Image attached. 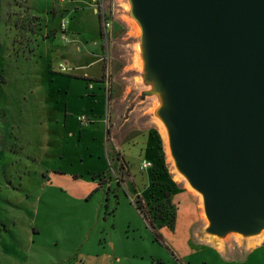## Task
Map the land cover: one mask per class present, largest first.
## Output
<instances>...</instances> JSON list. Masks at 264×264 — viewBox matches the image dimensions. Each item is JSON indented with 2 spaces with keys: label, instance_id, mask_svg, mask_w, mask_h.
Wrapping results in <instances>:
<instances>
[{
  "label": "rangeland",
  "instance_id": "374dc122",
  "mask_svg": "<svg viewBox=\"0 0 264 264\" xmlns=\"http://www.w3.org/2000/svg\"><path fill=\"white\" fill-rule=\"evenodd\" d=\"M145 38L131 0H0V264H238L264 247L213 233L178 174L159 126L173 108L136 67Z\"/></svg>",
  "mask_w": 264,
  "mask_h": 264
},
{
  "label": "water",
  "instance_id": "95a60500",
  "mask_svg": "<svg viewBox=\"0 0 264 264\" xmlns=\"http://www.w3.org/2000/svg\"><path fill=\"white\" fill-rule=\"evenodd\" d=\"M178 165L211 231L264 227V0H134Z\"/></svg>",
  "mask_w": 264,
  "mask_h": 264
},
{
  "label": "bare ground",
  "instance_id": "6f19581e",
  "mask_svg": "<svg viewBox=\"0 0 264 264\" xmlns=\"http://www.w3.org/2000/svg\"><path fill=\"white\" fill-rule=\"evenodd\" d=\"M131 5H132V7L133 8H135L136 7V2L134 1V0H131ZM137 33H138V31H137ZM147 42H148V39H147V37L144 39V45H145V43H146V48H147ZM139 50H140V52H141V57L138 55L137 56V58H136V66L138 67L139 66V68H140V70L139 71H142L143 69L145 70L146 68H148L146 65H145V63L147 64L148 62V59L150 58L149 57V51H148V54H146V50L143 48V45L142 46H140V48H139ZM143 57V58H142ZM138 58H139V60H138ZM147 58V61L146 60H143V59H146ZM141 66V67H140ZM145 66H146V68H145ZM150 69V68H149ZM146 74L147 75H149V77H150V75H151V77L155 80H157L158 79V77H159V74H158V72H156V71H151V70H149V71H146ZM161 100L163 101V105L162 106H165V108L167 107H169L170 106V104H169V101H170V89L169 88H166L163 92H162V95H161ZM166 104V105H165ZM166 108V109H167ZM159 126H160V129H161V131H162V133H163V135L165 136V138H166V140L168 141L169 140V143H170V148H171V152H172V147H171V134H170V129H169V127H168V125H167V123L165 122V121H160L159 120ZM172 154H173V152H172ZM174 158H175V156H174ZM175 161H176V158H175ZM176 164H177V166H178V174L183 178V179H187L188 181H189V183H191L190 184V188L195 192V193H197L198 195H199V197H200V199H201V201H202V203H203V210H204V214H203V216H204V218L206 219V221L208 222V224H209V226L211 227V221H210V218H209V216H208V213H207V209H206V195H205V193L201 190V189H199L198 187H196L192 182H191V178H190V176H189V174L183 169V168H181L179 165H178V163H177V161H176ZM191 190V191H192ZM194 193V194H195ZM256 235H254V236H258V237H260V239L261 240H264V227H262V228H260L258 231H256ZM211 237H216V234H213V236H211ZM257 238V237H256ZM212 240V239H211ZM255 240V239H254ZM262 242V241H261ZM254 245V244H253ZM218 247V246H217Z\"/></svg>",
  "mask_w": 264,
  "mask_h": 264
},
{
  "label": "crops",
  "instance_id": "0c3cea01",
  "mask_svg": "<svg viewBox=\"0 0 264 264\" xmlns=\"http://www.w3.org/2000/svg\"><path fill=\"white\" fill-rule=\"evenodd\" d=\"M137 56L138 55H136V58H137ZM138 60H139V58H138ZM137 67V66H136ZM141 67V66H140ZM138 68V70H140V68H139V66L137 67ZM109 164H110V168H112V165H111V158H110V156H109ZM107 171V170H106ZM93 181H96V180H93ZM100 185H98V187L96 188V189H98V190H100ZM95 189V191L94 192H97L98 190H96ZM92 196V194L90 195V197ZM135 206V205H134ZM136 208V207H135ZM136 210H137V208H136ZM138 211V210H137ZM139 212V211H138ZM139 214H140V212H139ZM141 215V214H140ZM148 226V225H147ZM150 228V227H149ZM151 229V228H150ZM152 230V229H151ZM153 232V231H152ZM204 244H206V245H208V246H211V245H209V244H207V242H203ZM164 244H166L165 243V241H164ZM262 245V243L261 244H258V245H256L255 244V246H252V245H248V247H247V250H246V253H245V255L243 254V251H239V252H241V254H239V255H237L236 253H232L231 254V256H232V259L230 260V261H232V262H236V259H238L239 261V263L240 262H244L245 264H264V251H263V248L264 247H262L261 246ZM212 247V246H211ZM212 250H214L215 251V253L216 254H221L222 255V253H220V251H218V250H216L214 247H212ZM169 252L177 259V260H183L181 257H179V256H177L178 254H176V253H174L173 251H171L170 249H169ZM207 257V259L208 260H206V258H204V257H201L200 259H201V262H200V264H215V262L214 261H211L210 259H209V257L208 256H206ZM243 260V261H242ZM238 262H236V263H238ZM238 263V264H239ZM188 264H192L191 262H188ZM232 264V263H231Z\"/></svg>",
  "mask_w": 264,
  "mask_h": 264
},
{
  "label": "trees",
  "instance_id": "16d2710c",
  "mask_svg": "<svg viewBox=\"0 0 264 264\" xmlns=\"http://www.w3.org/2000/svg\"><path fill=\"white\" fill-rule=\"evenodd\" d=\"M152 167H153V165H152ZM152 167H151L150 169H152ZM96 190H98V189H96ZM137 208L139 209L140 214L142 215L143 219H144L145 221H147L146 216H144V214L142 213V208H141V206H139V207H137ZM140 209H141V210H140ZM149 224H150V227H151V229H152V231H153V233H154V235H155V239H156V241H160V242H162V236H161V234L159 233V231L157 230V228H156L155 224L153 223V221H149Z\"/></svg>",
  "mask_w": 264,
  "mask_h": 264
},
{
  "label": "built area",
  "instance_id": "2783aa9c",
  "mask_svg": "<svg viewBox=\"0 0 264 264\" xmlns=\"http://www.w3.org/2000/svg\"><path fill=\"white\" fill-rule=\"evenodd\" d=\"M109 27H110V25L106 24V30L107 31H108ZM141 167H142L143 170H148V169H150L152 167V163L149 162V161H143Z\"/></svg>",
  "mask_w": 264,
  "mask_h": 264
}]
</instances>
